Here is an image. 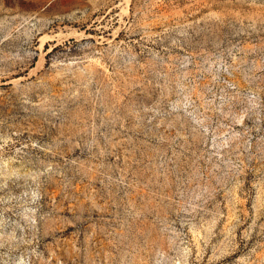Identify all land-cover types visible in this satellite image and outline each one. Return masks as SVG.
<instances>
[{"label": "rangeland", "instance_id": "374dc122", "mask_svg": "<svg viewBox=\"0 0 264 264\" xmlns=\"http://www.w3.org/2000/svg\"><path fill=\"white\" fill-rule=\"evenodd\" d=\"M0 264H264V0H0Z\"/></svg>", "mask_w": 264, "mask_h": 264}]
</instances>
